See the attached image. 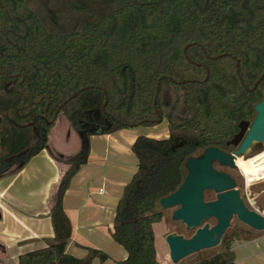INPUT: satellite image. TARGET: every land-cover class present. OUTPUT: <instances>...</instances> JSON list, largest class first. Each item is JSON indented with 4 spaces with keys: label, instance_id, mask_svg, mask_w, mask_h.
<instances>
[{
    "label": "trees",
    "instance_id": "1",
    "mask_svg": "<svg viewBox=\"0 0 264 264\" xmlns=\"http://www.w3.org/2000/svg\"><path fill=\"white\" fill-rule=\"evenodd\" d=\"M263 72L264 0H0V176L42 149L58 168L47 197L54 236L18 264L109 258L94 247L67 252L63 197L88 162L90 136L156 125L157 111L168 136L132 144L137 170L111 235L127 252L116 264H164L157 203L183 183L190 157L231 151L264 99V78L254 87ZM222 244L193 264H235L233 241Z\"/></svg>",
    "mask_w": 264,
    "mask_h": 264
},
{
    "label": "crops",
    "instance_id": "2",
    "mask_svg": "<svg viewBox=\"0 0 264 264\" xmlns=\"http://www.w3.org/2000/svg\"><path fill=\"white\" fill-rule=\"evenodd\" d=\"M132 128L90 136L88 162L73 177L63 197L72 223L66 250L73 255L85 256L86 247L110 254L109 248L115 246L111 233L116 205L137 170L138 161L131 146L141 134L162 138L169 133V129L162 135ZM57 176V164L46 149L38 151L16 171L0 176V264H18L20 254L46 246L53 238L47 197ZM235 244V264H264V232ZM126 257V250H121L112 264ZM157 259L171 264V260L159 259L158 254ZM92 264L102 263L95 258Z\"/></svg>",
    "mask_w": 264,
    "mask_h": 264
},
{
    "label": "water",
    "instance_id": "3",
    "mask_svg": "<svg viewBox=\"0 0 264 264\" xmlns=\"http://www.w3.org/2000/svg\"><path fill=\"white\" fill-rule=\"evenodd\" d=\"M262 78L264 72L254 87ZM154 105L156 106V99ZM155 109L157 111L156 107ZM255 112L252 121L239 123V132L230 141L237 146L233 153L227 154L218 147L211 146L200 156L190 157L186 162L188 173L183 183L175 192L160 199L159 203L165 209L178 206L172 213L173 220L182 221L187 229H196L191 237L175 232L166 236L173 264L192 253L219 245L233 216L255 230H264V215L250 209L243 200L240 190L236 188V182L231 175L217 170L213 165L214 162H219L222 166L236 167L237 156H256L255 154L261 150L254 149L260 143L264 148V99L255 105ZM157 114L156 122L160 123L163 117L158 111ZM205 190H214L217 198L206 202ZM209 218H215L216 224L213 226L209 223L203 224Z\"/></svg>",
    "mask_w": 264,
    "mask_h": 264
},
{
    "label": "rangeland",
    "instance_id": "4",
    "mask_svg": "<svg viewBox=\"0 0 264 264\" xmlns=\"http://www.w3.org/2000/svg\"><path fill=\"white\" fill-rule=\"evenodd\" d=\"M167 129H168V123L166 120H162L160 123H157L156 125H153V126L138 125L132 128V130L134 131L139 130L140 133L151 132L153 134L155 131H158L162 135L165 134ZM262 152H264V149L255 155L261 154ZM252 158H253L252 156L246 159H243L240 156L236 157V163L238 167H236L235 169L230 168V167H221L218 164H216L215 167L219 170H223L233 175V177L236 178V181H237L236 188L240 190L241 196L243 197V200L245 201L247 206L250 209H253L261 213L262 215H264V179L261 181L255 182V183H248V181H246L247 180L246 176L242 172V169H241V166L243 164L248 165ZM19 166L20 164L13 165L12 168H10L8 173L14 172ZM209 194H210L209 196H213L214 192L210 191ZM157 208L163 211L164 215L159 221L153 224V229L155 233L156 251H157L159 259L171 260L170 255H169L168 244L166 242V236L169 233L175 232L177 234H182L185 237H191L195 233L196 229H187L186 225L182 221L172 219V213L176 209V207L165 209L161 206L160 203H157ZM205 223L214 225L216 223V219L215 218L206 219L203 222V224ZM263 232L264 230L263 231L255 230L251 228L250 226L241 222L236 216H233V218L231 219L230 225L227 228L224 235L222 236V239L219 245L214 246L212 248L203 249L196 253H192L188 255L187 257L183 258L182 260H180L176 264H193L202 258L211 256L213 254H216L222 251L223 246H224V244H222V241L224 238L225 240H232L233 243H236L235 245H237V243L241 241H245L246 238H251V239L255 238L259 234H262ZM114 244H115L114 248H109L110 250H108L110 253L109 254L110 258L107 260V262H104L102 264H112V262L114 261V259H116L119 252H121V250H124V247L119 245L117 242H115ZM171 264H173L172 261H171Z\"/></svg>",
    "mask_w": 264,
    "mask_h": 264
},
{
    "label": "bare ground",
    "instance_id": "5",
    "mask_svg": "<svg viewBox=\"0 0 264 264\" xmlns=\"http://www.w3.org/2000/svg\"><path fill=\"white\" fill-rule=\"evenodd\" d=\"M240 165V164H239ZM242 172L246 176L248 183H255L264 178V152L254 156L248 165L241 166Z\"/></svg>",
    "mask_w": 264,
    "mask_h": 264
},
{
    "label": "flooded vegetation",
    "instance_id": "6",
    "mask_svg": "<svg viewBox=\"0 0 264 264\" xmlns=\"http://www.w3.org/2000/svg\"><path fill=\"white\" fill-rule=\"evenodd\" d=\"M239 132V131H238ZM237 132V133H238ZM229 144H231V147H230V152H227V151H224V150H222V151H224L225 153H227V154H231V153H233L236 149H237V146H235L234 144H232L230 141L228 142ZM262 146H263V144L262 143H260V144H258L256 147H255V149L254 150H263L264 148H262ZM259 148H261V149H259ZM198 157V156H197ZM238 157V156H237ZM240 157H242L243 159H246V158H249V157H243L242 155H240ZM235 162H236V158H235ZM216 164H218V165H220L221 167H230V166H222L219 162H214L213 163V165H214V167H215V165ZM237 164V163H236ZM236 167H238V166H236ZM236 167H230V168H233V169H235ZM12 168V167H11ZM216 168V167H215ZM217 169V168H216ZM217 170H219V169H217ZM219 171H222V172H225V171H223V170H219ZM226 173H228V172H226ZM228 174H230V173H228ZM231 175V174H230ZM231 177H232V179H234L235 180V182H236V185H237V181H236V178H234L233 177V175H231ZM210 191H213L214 192V195L213 196H209L210 194H209V192ZM217 198V193L214 191V190H205L204 191V200L206 201V202H210V201H213V200H215ZM176 208L178 207V206H175ZM216 222H217V220H216ZM216 224V223H215ZM210 226H213V225H210Z\"/></svg>",
    "mask_w": 264,
    "mask_h": 264
},
{
    "label": "built area",
    "instance_id": "7",
    "mask_svg": "<svg viewBox=\"0 0 264 264\" xmlns=\"http://www.w3.org/2000/svg\"><path fill=\"white\" fill-rule=\"evenodd\" d=\"M100 192L102 191V189L99 190Z\"/></svg>",
    "mask_w": 264,
    "mask_h": 264
}]
</instances>
